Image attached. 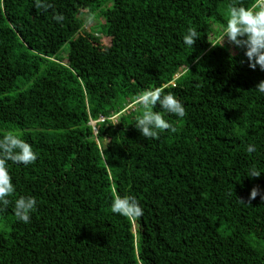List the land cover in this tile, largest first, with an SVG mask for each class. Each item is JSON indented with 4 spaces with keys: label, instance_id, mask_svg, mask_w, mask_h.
Here are the masks:
<instances>
[{
    "label": "trees",
    "instance_id": "1",
    "mask_svg": "<svg viewBox=\"0 0 264 264\" xmlns=\"http://www.w3.org/2000/svg\"><path fill=\"white\" fill-rule=\"evenodd\" d=\"M42 2L0 0V137L37 155L7 162L0 264H264V200L246 204L264 194V71L220 43L229 4L253 0ZM149 89L186 111L158 104L175 131L155 139L135 127ZM117 194L143 215L113 213ZM21 196L37 201L29 223L14 215Z\"/></svg>",
    "mask_w": 264,
    "mask_h": 264
},
{
    "label": "clouds",
    "instance_id": "2",
    "mask_svg": "<svg viewBox=\"0 0 264 264\" xmlns=\"http://www.w3.org/2000/svg\"><path fill=\"white\" fill-rule=\"evenodd\" d=\"M37 9L47 11L52 7L47 2L35 0ZM57 22H61L64 17L62 14H56L53 17ZM89 21L91 16H89ZM237 48L244 50L249 67L253 70L259 66L264 71V0H253L248 7L242 3H232L228 6V20L223 30L222 41H225ZM199 39L197 31L189 28L183 36V42L193 47L196 40ZM255 89L264 93V81H260ZM138 108L142 110L141 115L136 117V129L146 139L158 138L160 132L171 130L175 131L172 125L167 122L160 112L153 109L159 104L167 113L175 114L178 117H184L186 111L182 103L176 97L169 94H162L160 89L144 90L136 96ZM249 153L255 151L253 145L247 148ZM37 155L33 152L29 143L20 139L13 132H7L0 137V204L6 208L10 201L7 199L13 192L14 186L12 178L7 170V162L10 160L14 163L24 165L32 164L36 161ZM260 172L255 168L249 172V177H259ZM260 195L264 200V194H261L258 187H253L248 202L240 199L241 203L250 204L252 199ZM35 197L21 196L16 199L14 204V215L22 222H30V214L36 208ZM111 211L130 218H139L143 215L139 201L134 196L115 195L111 204Z\"/></svg>",
    "mask_w": 264,
    "mask_h": 264
},
{
    "label": "rangeland",
    "instance_id": "3",
    "mask_svg": "<svg viewBox=\"0 0 264 264\" xmlns=\"http://www.w3.org/2000/svg\"><path fill=\"white\" fill-rule=\"evenodd\" d=\"M89 17L87 15H85L84 17H82L83 21L86 23V28H91V27H95V25L97 24V20L94 19V16L91 17V20L89 21L88 19ZM221 44H224L225 42H223L222 40L220 41ZM62 52L67 53L68 52V45H65L63 48H62ZM118 119V118H117ZM117 119H116V122H117Z\"/></svg>",
    "mask_w": 264,
    "mask_h": 264
},
{
    "label": "built area",
    "instance_id": "4",
    "mask_svg": "<svg viewBox=\"0 0 264 264\" xmlns=\"http://www.w3.org/2000/svg\"><path fill=\"white\" fill-rule=\"evenodd\" d=\"M103 121H104V119L101 118L100 122H103Z\"/></svg>",
    "mask_w": 264,
    "mask_h": 264
},
{
    "label": "water",
    "instance_id": "5",
    "mask_svg": "<svg viewBox=\"0 0 264 264\" xmlns=\"http://www.w3.org/2000/svg\"><path fill=\"white\" fill-rule=\"evenodd\" d=\"M92 125H94V123H92ZM97 131H96V129H95V133H96Z\"/></svg>",
    "mask_w": 264,
    "mask_h": 264
}]
</instances>
